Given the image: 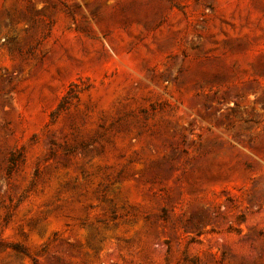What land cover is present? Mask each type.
<instances>
[{
	"label": "rangeland",
	"instance_id": "obj_1",
	"mask_svg": "<svg viewBox=\"0 0 264 264\" xmlns=\"http://www.w3.org/2000/svg\"><path fill=\"white\" fill-rule=\"evenodd\" d=\"M0 264H264V0H0Z\"/></svg>",
	"mask_w": 264,
	"mask_h": 264
},
{
	"label": "trees",
	"instance_id": "obj_2",
	"mask_svg": "<svg viewBox=\"0 0 264 264\" xmlns=\"http://www.w3.org/2000/svg\"><path fill=\"white\" fill-rule=\"evenodd\" d=\"M16 249H19V251L23 252L18 246H14Z\"/></svg>",
	"mask_w": 264,
	"mask_h": 264
}]
</instances>
